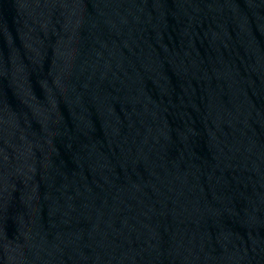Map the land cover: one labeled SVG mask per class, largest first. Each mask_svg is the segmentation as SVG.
I'll list each match as a JSON object with an SVG mask.
<instances>
[{"label":"water","instance_id":"95a60500","mask_svg":"<svg viewBox=\"0 0 264 264\" xmlns=\"http://www.w3.org/2000/svg\"><path fill=\"white\" fill-rule=\"evenodd\" d=\"M0 264H264V0H0Z\"/></svg>","mask_w":264,"mask_h":264}]
</instances>
